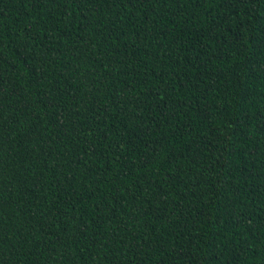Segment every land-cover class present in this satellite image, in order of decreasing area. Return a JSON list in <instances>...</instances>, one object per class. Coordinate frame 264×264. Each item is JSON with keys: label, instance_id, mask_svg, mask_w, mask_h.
<instances>
[{"label": "trees", "instance_id": "16d2710c", "mask_svg": "<svg viewBox=\"0 0 264 264\" xmlns=\"http://www.w3.org/2000/svg\"><path fill=\"white\" fill-rule=\"evenodd\" d=\"M0 264H264V0H0Z\"/></svg>", "mask_w": 264, "mask_h": 264}]
</instances>
